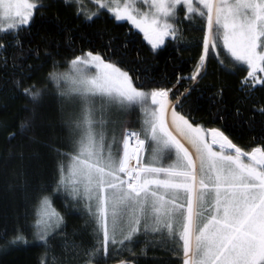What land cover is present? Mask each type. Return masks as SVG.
Masks as SVG:
<instances>
[{"label":"snow or ice","instance_id":"obj_1","mask_svg":"<svg viewBox=\"0 0 264 264\" xmlns=\"http://www.w3.org/2000/svg\"><path fill=\"white\" fill-rule=\"evenodd\" d=\"M90 3L95 11H85L84 0H0V92L25 101L18 124L0 121V130L8 134L9 143L20 137L46 148L53 160V183L34 184L28 198L33 236L45 248L40 264H48L50 242L57 235L67 257L75 259L83 252L87 264H101V251L106 264L113 254L125 250L133 259H121L120 264H135L140 257L134 247L141 239L145 243L141 256H147L149 245L158 243L178 258L182 252V264H264V139L250 150L243 149L221 128L197 123L192 113L201 101L190 99L207 75L209 60L215 59L225 74L246 72L238 82L237 104L256 103V91L264 92V0ZM56 4L88 26L94 18L120 27L127 22L131 25L127 36L135 37L132 30H138L153 53L182 40L186 31L201 32L202 44H185L200 48L193 70L187 76L177 75L172 87L153 81L155 86L145 89L132 69L120 66L121 58L113 59L119 57L115 36L102 50L77 49L72 30L64 29L70 58H55L60 44L54 55L47 34L39 36L35 46L29 41L26 47L24 37L32 36L38 15ZM41 45L51 66L29 83L45 67L44 62L28 63L30 58L41 59ZM62 65L67 66L65 71L59 70ZM185 82L190 83L177 95L176 88ZM53 96L76 111L64 122L66 135L44 143L36 130H43L38 121L46 98ZM211 102L223 107V84L217 86ZM259 105L264 117V100ZM137 107L140 126L125 121L118 143L113 112L131 115ZM240 114L237 107L236 115ZM109 124L113 125L110 139ZM60 198L66 211L75 208L86 213L85 223L95 240L91 249L68 238L65 213L54 207ZM11 243L27 244L28 239L17 230ZM52 264H70V260L58 261L53 255Z\"/></svg>","mask_w":264,"mask_h":264},{"label":"trees","instance_id":"obj_2","mask_svg":"<svg viewBox=\"0 0 264 264\" xmlns=\"http://www.w3.org/2000/svg\"><path fill=\"white\" fill-rule=\"evenodd\" d=\"M94 19L95 23L88 26L81 23L82 18L74 17L71 11L56 4L43 15H38L32 36L24 37L25 46H28L29 41L32 46H35L38 37L47 34L54 55L57 51V42L60 44L59 56L55 58L60 59L65 56L70 58L71 50H65L67 34L64 29L72 30L71 40L77 49L83 46L84 48L93 47L102 50L109 37L115 36L117 39L114 45L119 51V57L113 59L121 58L123 64L120 66L124 69H132L133 74L139 78L137 82L141 83L145 89L154 87L153 81L161 86L172 87L176 83L177 75L191 74L193 59L198 56L200 48L197 46L186 48L185 44L189 41H200L202 44L201 32L186 31L182 40L172 41L166 48L153 53L141 33L132 30L136 32V36H127L128 30L131 28L127 22H124V26L120 27L106 22L104 18ZM125 43H127L126 49L123 47ZM8 53L11 56L12 49H9ZM2 56L3 53H0V57ZM40 57L39 61L31 58L28 60V63L32 64L45 63L43 71L36 73L29 83L45 75L51 66V60H47L44 56L43 45H41ZM66 67V65H62L59 70L64 71ZM243 75H246V72L240 76L225 74L220 70L216 61L209 60L207 75L200 80L199 91L194 92L190 99L199 97L201 101L195 106L192 113L197 123L205 128H221L234 143L245 150H250L251 147L256 146L264 139V117L257 110L260 106L259 101L264 100V92L256 91L255 104L248 102L238 105L239 92L237 88ZM188 83L190 82L179 85L175 90L176 94L183 92ZM220 84L224 85L222 108L221 105L211 102L213 93ZM11 96V93L0 92V121L7 120L10 124H18V118L24 115L22 108L25 106V101L13 99ZM172 98L175 99V97ZM237 107L241 109L239 116L236 115ZM218 108L221 111L217 115ZM133 116L136 114L134 113ZM120 117L124 118L125 113H122ZM134 118L136 119V117ZM65 120L66 112L63 110L61 101L54 96L46 98L38 121V123L42 121L43 130L38 128L37 136L44 143L63 138L67 132ZM134 127L137 126L134 125ZM62 129L63 131H61ZM119 133L117 134L118 143ZM7 135L0 130V264H40L41 258L45 256V248L33 236L34 221L29 212L31 205L28 198L32 194L31 189L34 184L53 183V160L48 155L46 148L31 145L27 138L20 137L9 143ZM109 135L111 134L109 133ZM119 146L121 147V144ZM63 204L62 198L56 199L54 207L65 213L67 228L64 231L68 233V238L77 244L82 243L86 249H91L95 240L91 227L85 223L88 219L86 213L75 208L66 211ZM17 230L24 232L28 239L27 244L11 243ZM61 241L62 237L57 235L50 242L47 255L48 264H52L53 255L57 257L58 261L67 258L70 260V264H87L88 257L83 252H80L75 259L67 257L62 250ZM142 248H145L143 239L134 247L135 253L140 257L135 264H174L177 260H179V264H182V252L178 258L166 245L158 243L149 245L147 256L140 255ZM100 257L101 264H105L102 251ZM125 258L130 261L133 259L127 250L120 255L113 254L106 260V264H120V260Z\"/></svg>","mask_w":264,"mask_h":264},{"label":"rangeland","instance_id":"obj_3","mask_svg":"<svg viewBox=\"0 0 264 264\" xmlns=\"http://www.w3.org/2000/svg\"><path fill=\"white\" fill-rule=\"evenodd\" d=\"M84 6H85V11H95V8L91 5V3H90V0H84ZM131 26V25H130ZM133 30H135V29H133ZM137 32H138V30H136ZM142 34V33H141ZM143 35V34H142ZM150 46V45H149ZM151 47V46H150ZM211 61L213 62V61H215L214 59H211ZM66 70V69H65ZM64 70V71H65ZM63 106V110H65V112H66V119L70 116V115H72V114H75V109L73 108V106L72 105H70V104H63L62 105ZM134 113L136 114V116H133L134 115ZM122 113H119V112H113V114H112V117H111V119L112 120H115V121H117V124L115 125V127H116V135L120 132V126L125 122V121H127V120H132L133 122H134V124H133V126L134 125H136L137 127H139L140 126V120L142 119V115H141V112H140V109L137 107L136 109H135V111L131 114V115H128V114H126L125 113V117L124 118H122L121 119V117H120V115H121ZM124 114V113H123ZM134 117H136V119L134 118ZM169 121H170V116H169ZM112 127H113V125L112 124H109V133L110 134H112L111 133V129H112ZM119 135H120V133H119ZM110 137H109V139L111 138V135H109ZM183 143H185V146L186 147H188L189 148V151H191L192 149H191V147H190V145H188L185 141H182ZM191 149V150H190ZM194 153V152H193ZM192 153V154H193ZM195 154V153H194ZM193 154V155H194Z\"/></svg>","mask_w":264,"mask_h":264},{"label":"water","instance_id":"obj_4","mask_svg":"<svg viewBox=\"0 0 264 264\" xmlns=\"http://www.w3.org/2000/svg\"><path fill=\"white\" fill-rule=\"evenodd\" d=\"M121 148H122V144H121Z\"/></svg>","mask_w":264,"mask_h":264}]
</instances>
